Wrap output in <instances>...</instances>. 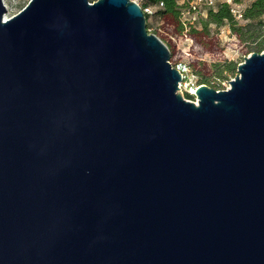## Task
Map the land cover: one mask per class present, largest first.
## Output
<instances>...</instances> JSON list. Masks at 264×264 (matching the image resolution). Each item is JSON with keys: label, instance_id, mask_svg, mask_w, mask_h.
I'll list each match as a JSON object with an SVG mask.
<instances>
[{"label": "water", "instance_id": "95a60500", "mask_svg": "<svg viewBox=\"0 0 264 264\" xmlns=\"http://www.w3.org/2000/svg\"><path fill=\"white\" fill-rule=\"evenodd\" d=\"M133 0H0V264H264V51L182 74Z\"/></svg>", "mask_w": 264, "mask_h": 264}, {"label": "rangeland", "instance_id": "374dc122", "mask_svg": "<svg viewBox=\"0 0 264 264\" xmlns=\"http://www.w3.org/2000/svg\"><path fill=\"white\" fill-rule=\"evenodd\" d=\"M6 7L7 17H13L18 15L24 7L28 5L31 0H3ZM91 3L97 0H89ZM140 4L141 6L144 3V0H133ZM197 0H179L181 5H185L184 9L187 10L186 18L188 19V25L193 24L192 28H195L200 34L192 33V28L189 27L188 34H177L174 35L172 32H166L163 34L161 32V26H165L166 23H172L175 28H178V24L173 19L163 20L157 16H152L147 20V25H150V32H157L158 37L163 40L167 45H170V50L176 54H181L183 57L182 60L190 61V58L193 59L191 68L194 72L204 73L210 79V84L220 89H229L230 81L238 73V69L235 75H230L227 79L217 80L215 75L214 65L216 63H224L225 61L234 60L238 62V65L243 63L247 55L246 50L249 49V45L242 43V53L239 52L237 48L238 37H236L227 26L217 28L216 26H210V33H206L203 29L202 20L206 18L208 8L204 4L196 5ZM250 3V0H244L240 3V7L244 10L246 6ZM192 5H196L197 10L192 8ZM154 7H150L151 14L156 10ZM240 24L245 25L246 22L243 20H238ZM164 32V31H163ZM171 38V39H170ZM245 45V46H244ZM169 50V51H170ZM170 51V53H171ZM200 78V76H199ZM211 86V87H212ZM183 96V95H182ZM185 99V98H184Z\"/></svg>", "mask_w": 264, "mask_h": 264}, {"label": "trees", "instance_id": "16d2710c", "mask_svg": "<svg viewBox=\"0 0 264 264\" xmlns=\"http://www.w3.org/2000/svg\"><path fill=\"white\" fill-rule=\"evenodd\" d=\"M244 0H234L235 3L240 4ZM155 6V12L153 14L146 13V19L148 20L152 16H157L163 20L173 19L178 24V28L176 29L172 23L165 22V26H161V32L164 34L166 32H172L174 35L177 34H188L189 27L192 28L193 24L188 25V23H184V13L187 11L184 9L185 5H181L179 0H144L142 9H149L150 7ZM243 21L246 22L245 25L240 24L238 20H236L234 13L232 11V7L226 3H220L216 6L215 9L210 8L207 12V16L202 20L203 30L206 33H210V26H216L217 28H221L223 26H229L233 31L234 35L238 37L237 48L239 52L242 51V44L249 45V49L246 50L247 55L251 53H261L264 51V0H250V3L246 6L243 12ZM148 30L150 31V25H148ZM164 31V32H163ZM192 33L200 34L195 28H192ZM156 34L157 32L153 33ZM160 37V36H159ZM171 39V38H170ZM242 47H241V46ZM244 45V46H245ZM170 50V45H167ZM171 51V50H170ZM245 54V53H244ZM171 63L175 65L176 62L183 59L181 54H176L171 51ZM246 55V54H245ZM193 59L190 58L189 64L191 68ZM238 62L231 60L225 61L222 63H216L214 65L215 68V77L217 80L227 79L230 75H235L237 72ZM198 78L199 84H207L208 86H212L210 84V79L204 73L194 72ZM215 90L219 89L218 86H212ZM185 99H193V96L187 95Z\"/></svg>", "mask_w": 264, "mask_h": 264}, {"label": "built area", "instance_id": "2783aa9c", "mask_svg": "<svg viewBox=\"0 0 264 264\" xmlns=\"http://www.w3.org/2000/svg\"><path fill=\"white\" fill-rule=\"evenodd\" d=\"M201 3L204 4V6L208 8V10L210 8L215 9L216 6L220 3H226L232 7V11L234 13L236 20H243L244 10L242 9V7H240V4L235 3L234 0H197L195 4L199 5ZM196 5H192V8L194 10H197ZM144 10L145 13L151 14V10L149 9H144ZM187 13L189 12L185 11L184 13V18H183L184 23H188L187 21L188 19L185 17ZM172 66L178 69L182 74V81L178 84L180 87L179 89L180 94L183 95V98H185L187 95L193 96V99H189V100H193L194 102H196V104H198L197 99H195L194 97L196 95L197 89L201 84L198 83L199 78L191 69L189 62L180 60L176 62L175 65L172 64Z\"/></svg>", "mask_w": 264, "mask_h": 264}]
</instances>
